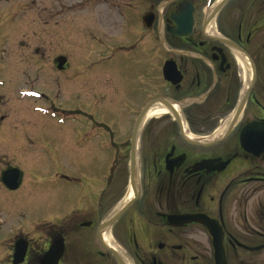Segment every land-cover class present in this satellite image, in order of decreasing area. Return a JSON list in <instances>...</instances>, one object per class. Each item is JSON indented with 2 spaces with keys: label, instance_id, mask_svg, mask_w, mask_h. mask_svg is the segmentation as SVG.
<instances>
[{
  "label": "flooded vegetation",
  "instance_id": "obj_1",
  "mask_svg": "<svg viewBox=\"0 0 264 264\" xmlns=\"http://www.w3.org/2000/svg\"><path fill=\"white\" fill-rule=\"evenodd\" d=\"M78 6L60 0L51 18L94 11L101 29L89 20L86 35L99 42L95 56L105 73L116 62L115 101L124 118L116 128L110 115L91 114L103 106L108 114L110 96L105 86L91 94L81 85L90 77L89 50L54 57L51 95L58 99L37 94L64 113H52V121L71 123V136L98 142L106 167L85 180L62 174L76 196L52 201L49 215L0 211V264H264V0ZM43 20L33 32L53 39L54 21ZM130 29V40H122ZM41 71L34 67L26 82L40 80ZM74 88L82 94L69 95L64 109L58 94ZM11 168L20 171L15 189L2 181ZM22 183L18 167L3 166V189L14 193Z\"/></svg>",
  "mask_w": 264,
  "mask_h": 264
},
{
  "label": "rangeland",
  "instance_id": "obj_2",
  "mask_svg": "<svg viewBox=\"0 0 264 264\" xmlns=\"http://www.w3.org/2000/svg\"><path fill=\"white\" fill-rule=\"evenodd\" d=\"M34 2L36 6L29 5ZM58 2L60 0H0V115L4 114L0 119V171L3 166L13 165L23 173V183L18 191L8 193L0 186L2 213L8 208L10 212L22 209L23 214L28 217L49 215L52 211V201H64L68 196H76L69 183L60 177L62 174L72 176L74 171L85 180L100 176L101 168L106 167L103 166L104 152L99 149L98 142L91 141L89 137L84 139L81 135L71 136V123L52 121L54 120L52 113L56 114L54 116L64 113L46 108L45 100L32 93L37 89V93L43 90L51 98L58 99L56 95H51L55 86L52 78L58 77L52 69L56 55H66L63 53L72 51L76 56L79 52L89 50L90 55L94 57L91 59L90 77L81 85H90L91 94L98 93L100 86H105L110 96L108 104L105 103L108 114L104 106L94 112L91 108V114H94L97 120L110 115L113 121L109 123L116 128H120L119 122L124 118L120 106L115 101V89L120 78L116 62L112 60L105 73L104 66L97 63L99 56H95L100 44L86 35L87 26L84 24L89 20L90 27L101 29L94 18V11L88 12V15L84 11L75 13L56 11L62 14L54 16L56 19L54 20L51 14L55 11H51V8ZM64 2L73 3L76 10L80 9L78 2L84 4L86 0ZM39 6L48 9L39 10ZM46 18L54 21L49 23L55 33L53 39H50L48 33L37 35L38 33L33 32L37 23L40 24L38 20L44 21ZM42 27L44 31L46 26ZM132 33L134 32L130 29L121 39L130 40ZM40 65L42 71L39 72L41 75H38V78L41 79L27 83L26 80L35 77L31 73L34 67ZM61 75L65 82L69 74ZM81 92V88L79 90L74 88L71 93L65 90L62 96L58 94V97H61L60 102L63 103L62 107L64 109L71 107L69 95ZM82 98L77 101L81 109L85 108ZM124 109L127 111L126 107ZM8 116L10 118H7ZM129 122L126 124H130ZM118 135L119 133L115 134V137ZM113 154L112 157L115 156L114 151ZM39 202L44 205L38 204Z\"/></svg>",
  "mask_w": 264,
  "mask_h": 264
},
{
  "label": "water",
  "instance_id": "obj_3",
  "mask_svg": "<svg viewBox=\"0 0 264 264\" xmlns=\"http://www.w3.org/2000/svg\"><path fill=\"white\" fill-rule=\"evenodd\" d=\"M58 62V68L61 69L64 65V59L59 57L57 59ZM134 167L132 166L131 172H132V179L134 177ZM18 178H19V172L17 169H9L3 173L2 179L3 182L10 188V189H15L18 184Z\"/></svg>",
  "mask_w": 264,
  "mask_h": 264
},
{
  "label": "bare ground",
  "instance_id": "obj_4",
  "mask_svg": "<svg viewBox=\"0 0 264 264\" xmlns=\"http://www.w3.org/2000/svg\"><path fill=\"white\" fill-rule=\"evenodd\" d=\"M161 113H163V110H161V108L160 109H154V110H150L148 112L147 116H151V115H155V114H161Z\"/></svg>",
  "mask_w": 264,
  "mask_h": 264
}]
</instances>
